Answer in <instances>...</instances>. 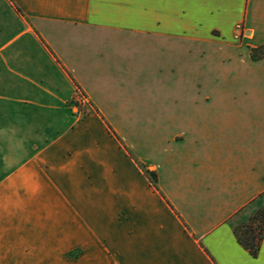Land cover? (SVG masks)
<instances>
[{
	"label": "crops",
	"instance_id": "obj_1",
	"mask_svg": "<svg viewBox=\"0 0 264 264\" xmlns=\"http://www.w3.org/2000/svg\"><path fill=\"white\" fill-rule=\"evenodd\" d=\"M262 13L264 0H0V264H264V240L253 258L234 234L264 207V74L238 103L232 71L203 66L189 103L191 52L174 54L219 43L252 61ZM122 126L141 130L123 141Z\"/></svg>",
	"mask_w": 264,
	"mask_h": 264
},
{
	"label": "rangeland",
	"instance_id": "obj_2",
	"mask_svg": "<svg viewBox=\"0 0 264 264\" xmlns=\"http://www.w3.org/2000/svg\"><path fill=\"white\" fill-rule=\"evenodd\" d=\"M264 17V14L261 15ZM257 28V49L251 53L253 60L244 61L240 59L239 55L245 54L246 52L235 50L232 53L227 52V48L222 44H205L201 46H178L175 48V56L178 57L182 51L190 50V75L186 80L188 85L189 94L186 92L183 93L181 97L184 98L185 102L189 103H200L203 102L204 92L200 94L199 90V69L205 66L207 70L214 69V66H219V69L228 74L229 71H232L235 77L229 78V74L227 75V79H223V87L228 89H232L234 91L235 102L238 103H246L248 95L251 94V90H248L249 83L255 77H262L264 74V22L256 24ZM243 35V33H242ZM182 50V51H181ZM202 52H205L206 58L199 62L198 55ZM195 57V58H194ZM231 57L229 60L228 58ZM233 58V59H232ZM222 62V63H221ZM202 70V69H201ZM231 74V73H230ZM175 88H178L175 85ZM174 88V89H175ZM73 102L76 104L77 108L84 112L88 108L87 104H83L82 102L76 99V95L74 96ZM138 128H128L126 126H122V139L125 141V138L135 136L137 134ZM143 129V128H142ZM136 130V132H135ZM141 130V129H138ZM144 130V129H143ZM142 133V132H141ZM124 143V142H123ZM144 173L148 179H151L148 171L144 170ZM257 209L254 211L246 212L244 215L240 216L236 219L235 224L242 223L246 221L250 216H252Z\"/></svg>",
	"mask_w": 264,
	"mask_h": 264
},
{
	"label": "trees",
	"instance_id": "obj_3",
	"mask_svg": "<svg viewBox=\"0 0 264 264\" xmlns=\"http://www.w3.org/2000/svg\"><path fill=\"white\" fill-rule=\"evenodd\" d=\"M151 179L150 185L157 188V177L155 173L148 172ZM235 237L240 244L253 258L259 254L262 241L264 240V207L258 209L246 221L234 226Z\"/></svg>",
	"mask_w": 264,
	"mask_h": 264
},
{
	"label": "built area",
	"instance_id": "obj_4",
	"mask_svg": "<svg viewBox=\"0 0 264 264\" xmlns=\"http://www.w3.org/2000/svg\"><path fill=\"white\" fill-rule=\"evenodd\" d=\"M75 95L78 101L82 102L83 104H88L87 97L81 91H77Z\"/></svg>",
	"mask_w": 264,
	"mask_h": 264
}]
</instances>
